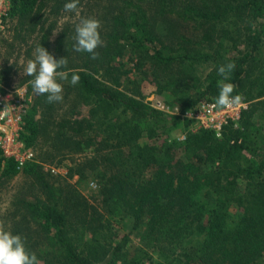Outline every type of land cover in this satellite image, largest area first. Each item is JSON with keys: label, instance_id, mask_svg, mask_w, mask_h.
Here are the masks:
<instances>
[{"label": "trees", "instance_id": "1", "mask_svg": "<svg viewBox=\"0 0 264 264\" xmlns=\"http://www.w3.org/2000/svg\"><path fill=\"white\" fill-rule=\"evenodd\" d=\"M67 2L12 0L1 78L12 70L8 57L16 43L31 39L29 59L41 43L56 59L67 57L65 70L80 76L72 86L70 72L62 102L38 96L25 117L27 146L48 135L50 124L56 149L44 154L52 159L69 147L79 153L103 137V145L121 152L117 169L100 187L104 206L112 216L121 205L131 213L144 243L153 242L152 249L173 255L178 263L256 264L264 256V145L250 128L256 113L264 119V0H79L78 11L94 7L92 16L101 23L105 46L96 49L98 59L73 50L75 25L53 38ZM128 53L132 66L122 61ZM228 62L236 70L225 82L237 85L233 95L250 103L240 127L228 126L223 137L202 129L189 132L182 143L139 142L144 133L151 140L161 138L181 117L165 115L144 101L135 74L151 75L158 87L176 95L185 91L179 99L186 112L216 100L223 79L218 66ZM199 63L209 66L208 72L190 70ZM40 105L51 112L43 114L44 120L36 118ZM254 154L261 155L259 162ZM93 160L68 164V176L94 169ZM20 172L42 196L14 199L9 230L24 238L40 263L142 264L143 256L131 257L127 236L107 238L109 213L105 224L92 223L96 216L87 212L86 201L78 197V203H69L71 195L66 198L63 186L49 180L53 173L41 162L36 159L21 170L0 150V188ZM195 231L204 235L203 241L179 256L176 241ZM97 232L107 239L96 238ZM35 233H44L48 250H35L40 243Z\"/></svg>", "mask_w": 264, "mask_h": 264}, {"label": "rangeland", "instance_id": "2", "mask_svg": "<svg viewBox=\"0 0 264 264\" xmlns=\"http://www.w3.org/2000/svg\"><path fill=\"white\" fill-rule=\"evenodd\" d=\"M93 9L94 7H87L83 11V8H81L80 11H78L79 15H77L75 12H62L58 18V27L55 30V35L53 38H55L58 35V32L67 25L72 24L76 27L82 17H93L91 13ZM46 10L50 13L52 10V5L49 4ZM50 18L54 19L55 15L52 14ZM31 41L32 39L28 41L29 43H16L14 51L8 57V66H12V70L7 74L6 77L0 79L5 89H19L22 86H26L28 88L29 98L31 99L29 104L30 110L36 104L37 98L39 96L32 91L31 84L29 83V81L33 78L25 75L24 73V68L27 61L29 60V57L27 56V48ZM227 48L230 49L231 44H227ZM130 56L131 53H128L122 57V61L129 66H132L129 58ZM208 68L209 66L199 63L191 67L190 70L193 72H200L202 74L208 72ZM152 78L153 77L151 75L147 76L143 75L142 73H137L133 76V79H135L139 85V90L142 94L140 97H142L144 101L151 104L152 106L162 110L166 115L181 116V119L171 126L170 130H168V133L164 134V136L161 138H158L157 140H151L147 133H144L139 142L145 144L148 142L158 141V144H161L165 140H168L169 142L182 143L187 139L192 127V124L188 118L182 116V114L185 112L182 111L183 105L179 98L185 91H182L180 93L181 95L179 94L180 96L176 95L170 89L167 91L158 87L155 82L152 81ZM59 82L63 84L64 90L62 95H64L67 83L66 81ZM186 94H188V92ZM206 98L209 97L207 96ZM44 106H38L37 119L44 120V113H46L47 117L51 114V112L49 113L45 111ZM66 107H69V102L66 103ZM71 109L72 107L70 110ZM86 111L87 108H84L85 113ZM59 112H62V110ZM242 123L243 121L241 122V125ZM53 127L54 124H50L49 129H51V132L48 135H44V133L41 134L37 142L32 145V148L34 149L38 162H41L44 165L46 171H51L53 173V176H50L49 180L63 186L65 191L64 196L66 198L68 197V193L71 195L69 203H78V197L82 201H86V204L88 205L87 212L96 216L95 219L92 220V223L94 224H100L101 222L105 224L106 218L110 214L112 219V232L108 233L107 238L117 235L116 240L119 241L123 236H127L129 239L127 249L129 250L131 257L143 256L142 264H185L184 262L178 263L173 259V255L165 254L157 248L152 249L149 244L153 245V242L149 243L150 241H146L144 243L138 233L139 230L134 229L133 215L129 212H126V209H124L121 204V206L118 207V210L114 212L113 216L104 206V195L101 193L100 187L103 182H106V179L110 178V175H112L110 172H112L114 169H117L116 162L121 157V152L118 151L119 149H114L103 145L102 141L104 138L100 137L96 138L92 146L85 148L79 153L72 152V149L69 147L67 150L63 149L61 151L63 153L58 154L56 158L52 159L49 155H45L44 153H46L45 151L48 149L51 151L56 149L54 146L56 142L54 139L55 132L54 129H52ZM250 131L251 135H253L256 139L258 138L260 144L264 145V119L261 114H255ZM185 135L186 138H184ZM260 156V154H254L252 158L255 162H259ZM88 159H94V169L87 168L83 174H78L72 178L68 176V164L70 166L74 164L76 165L79 162ZM73 193L77 194H74L73 196ZM37 195L42 196L37 185H34L32 179L27 178L22 172L9 180L4 186L0 188V221L4 222L6 229L9 230V228L13 225L12 217L14 211L11 210V206L14 199H22L26 197L35 198ZM231 210L232 212L236 211L235 206H233ZM32 228L34 230H39V228L36 227V224H33ZM94 235L95 234H91L92 238ZM99 236H101V233L97 232L95 237L98 238ZM35 237L40 241L35 250L39 252L48 250L49 246L48 242L44 238V233H35ZM107 238L105 237V234L99 237L101 240ZM203 239L204 235L198 231L192 232L190 234L186 233L182 239L179 238L176 241V249L180 251L179 256H181L185 250H192L194 247L198 246V244H200ZM145 254L147 255L145 256ZM174 257H176V255ZM40 264H44V262H41ZM256 264H264V256Z\"/></svg>", "mask_w": 264, "mask_h": 264}, {"label": "clouds", "instance_id": "3", "mask_svg": "<svg viewBox=\"0 0 264 264\" xmlns=\"http://www.w3.org/2000/svg\"><path fill=\"white\" fill-rule=\"evenodd\" d=\"M79 0H71L64 5L65 12H78ZM101 23L93 17H82L75 27L73 50L91 54L92 59H98L97 48L105 46L100 35ZM55 35V32H53ZM67 57L56 59L45 47L38 44L33 50V58L29 59L24 68L25 75L32 77L29 81L32 91L37 95H46L48 103L63 101V84L59 81H69L75 86L80 81V76L67 69ZM236 70V64L228 62L218 66V74L223 77L218 82L219 95L211 108L231 109L242 102V96L233 95L237 85L230 81ZM179 110V109H178ZM189 114V112H188ZM0 264H40L37 255L30 251L24 238L19 234H13L6 229L3 221H0Z\"/></svg>", "mask_w": 264, "mask_h": 264}, {"label": "built area", "instance_id": "4", "mask_svg": "<svg viewBox=\"0 0 264 264\" xmlns=\"http://www.w3.org/2000/svg\"><path fill=\"white\" fill-rule=\"evenodd\" d=\"M11 7L12 0H0V75L3 64V42L9 37L11 27ZM30 102L26 86L19 89H5L0 80V150L4 157L14 158L18 169L21 170L26 164L36 160L34 149L32 146H27L22 139ZM214 103L215 101L201 102L195 109L182 114L191 122V131L206 129L213 131L218 137H223L224 130L228 126L240 127L243 114L250 107V103L243 98L241 104L231 109L211 108Z\"/></svg>", "mask_w": 264, "mask_h": 264}]
</instances>
